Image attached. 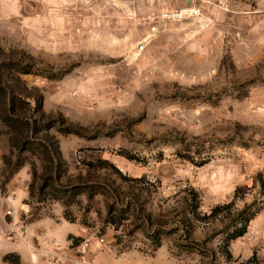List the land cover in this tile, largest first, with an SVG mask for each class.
I'll return each instance as SVG.
<instances>
[{"label": "rangeland", "instance_id": "rangeland-1", "mask_svg": "<svg viewBox=\"0 0 264 264\" xmlns=\"http://www.w3.org/2000/svg\"><path fill=\"white\" fill-rule=\"evenodd\" d=\"M14 103L0 264H264V0H0Z\"/></svg>", "mask_w": 264, "mask_h": 264}, {"label": "trees", "instance_id": "trees-1", "mask_svg": "<svg viewBox=\"0 0 264 264\" xmlns=\"http://www.w3.org/2000/svg\"><path fill=\"white\" fill-rule=\"evenodd\" d=\"M10 97V96H9ZM12 101H14L12 99ZM16 104H12V106L9 104L7 105L6 109H5V113L2 111L0 113V118L3 120V122L8 125L11 126V124H13L14 121H20L22 124H25L26 121L23 120V118L21 117V115H16ZM198 211V204H194L191 206V208L189 209L188 213H191L193 215L196 214V212ZM251 220V217H248L245 219V227L244 229L236 234H234L231 238L230 241H232L233 239H236L240 236H242L245 231H246V227L249 224V221ZM11 257H14V259H12ZM6 261H9L11 264H20L21 263V257L18 254H14V253H8L6 256Z\"/></svg>", "mask_w": 264, "mask_h": 264}, {"label": "built area", "instance_id": "built-area-1", "mask_svg": "<svg viewBox=\"0 0 264 264\" xmlns=\"http://www.w3.org/2000/svg\"><path fill=\"white\" fill-rule=\"evenodd\" d=\"M193 12H195V10L192 9L191 7H185L182 9L173 10L169 12L168 15L171 17L181 18V17H185L186 15H190Z\"/></svg>", "mask_w": 264, "mask_h": 264}, {"label": "crops", "instance_id": "crops-1", "mask_svg": "<svg viewBox=\"0 0 264 264\" xmlns=\"http://www.w3.org/2000/svg\"><path fill=\"white\" fill-rule=\"evenodd\" d=\"M22 254V253H21ZM23 256V255H22ZM23 258H24V256H23Z\"/></svg>", "mask_w": 264, "mask_h": 264}]
</instances>
